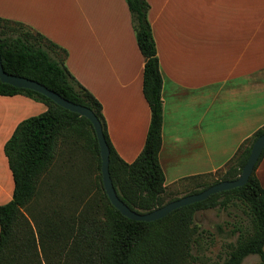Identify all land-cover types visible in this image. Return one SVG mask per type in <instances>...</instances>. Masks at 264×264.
I'll return each instance as SVG.
<instances>
[{"label":"trees","instance_id":"16d2710c","mask_svg":"<svg viewBox=\"0 0 264 264\" xmlns=\"http://www.w3.org/2000/svg\"><path fill=\"white\" fill-rule=\"evenodd\" d=\"M139 49L145 59L143 92L151 123L142 153L133 163L115 150L103 115V106L69 71L68 53L31 27L0 18V54L5 72L34 80L66 100L91 109L100 120L110 148V173L119 198L137 213H149L178 198H171L160 163L163 126V77L149 21L147 0H126ZM22 95L47 106V111L23 120L4 151L13 174V199L0 206V264H21L33 257L37 264H195L192 253L201 231L199 213L241 206L249 222L235 225L237 236L222 264H242L259 256L264 264V187L257 169L240 188L218 193L205 201L182 207L154 222L133 221L110 202L103 184L100 146L92 123L46 96L0 80V96ZM264 127L247 139L221 171L191 177L220 175L186 194H197L222 181L240 177L255 141ZM65 148V150H63ZM80 166L67 169L74 150ZM59 156L61 159H59ZM65 170L55 173L59 161ZM76 166H79L76 168ZM55 181V182H52ZM56 189H60L58 195ZM185 194V195H186ZM27 208L31 219L23 209ZM196 236V237H195ZM220 264V263H216Z\"/></svg>","mask_w":264,"mask_h":264},{"label":"crops","instance_id":"0c3cea01","mask_svg":"<svg viewBox=\"0 0 264 264\" xmlns=\"http://www.w3.org/2000/svg\"><path fill=\"white\" fill-rule=\"evenodd\" d=\"M163 77L167 188L221 171L264 127V0H147ZM0 18L23 23L66 50V66L103 106L111 142L133 163L151 123L145 59L126 0H0ZM47 111L0 96V206L15 182L5 145L19 124ZM257 176L264 187V159Z\"/></svg>","mask_w":264,"mask_h":264},{"label":"water","instance_id":"95a60500","mask_svg":"<svg viewBox=\"0 0 264 264\" xmlns=\"http://www.w3.org/2000/svg\"><path fill=\"white\" fill-rule=\"evenodd\" d=\"M0 80L3 83L9 84L16 88L28 89L40 93L46 96L47 98L51 99L52 101H54L60 107L68 111H71L73 113H77L80 116L87 118L92 123L100 146V154L102 159V178H103V184L106 194L112 205L117 210H119L122 215L133 221L150 223L157 220H161L166 218L170 213H172L177 209L205 201L211 196L216 195L218 193L230 191L245 186L249 182V179L254 173L255 167L258 164L264 152V134H263L255 141L249 159L245 167L243 168L242 174L238 179L234 181H222L220 183L211 186L210 188L206 189L201 193L191 194L182 197L152 212L144 213V214L137 213L131 210L119 198L115 190L110 173V148L105 139L102 124L91 109L82 105L74 104L66 100L56 92L48 89L46 86L34 80L8 74L4 70L1 54H0Z\"/></svg>","mask_w":264,"mask_h":264},{"label":"rangeland","instance_id":"374dc122","mask_svg":"<svg viewBox=\"0 0 264 264\" xmlns=\"http://www.w3.org/2000/svg\"><path fill=\"white\" fill-rule=\"evenodd\" d=\"M37 116V115H36ZM33 117V116H32ZM65 150V148H63ZM81 153L79 150H74L72 154L71 162L67 163V169L77 164H81ZM59 159L60 156H59ZM70 163H73L70 164ZM75 163V164H74ZM55 173H62L65 170L64 161H59ZM79 166H76L79 167ZM220 175H212L201 177L193 180L191 186H174L169 187L168 192L173 193L174 195L171 198H182L188 196L186 194L188 191H191L193 188L201 190L202 187H199L203 183H214ZM55 182V181H52ZM60 189H56L57 195ZM186 194V195H185ZM191 195V194H190ZM24 215L31 219V215L28 212V209H23ZM197 223L200 226L201 231H206L199 237L197 245L192 248V253L195 254L198 261L195 264H222L225 260L227 252L229 251L228 245L234 244L237 241V234L235 235L232 230L235 225L238 223L245 224L249 222L247 216L244 214V211L241 206H231L228 210L221 209H211L202 213H199L197 216ZM196 237V236H195ZM41 258L39 261H42ZM36 259L33 257L29 258V261L22 260L21 264H37ZM55 264L59 263V260H54ZM242 264H262L259 256H249L244 260Z\"/></svg>","mask_w":264,"mask_h":264}]
</instances>
